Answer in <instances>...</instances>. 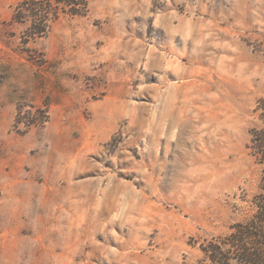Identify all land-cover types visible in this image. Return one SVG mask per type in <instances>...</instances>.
<instances>
[{
  "label": "rangeland",
  "instance_id": "rangeland-1",
  "mask_svg": "<svg viewBox=\"0 0 264 264\" xmlns=\"http://www.w3.org/2000/svg\"><path fill=\"white\" fill-rule=\"evenodd\" d=\"M0 0V264H198L256 212L264 0H88L31 39Z\"/></svg>",
  "mask_w": 264,
  "mask_h": 264
},
{
  "label": "trees",
  "instance_id": "trees-1",
  "mask_svg": "<svg viewBox=\"0 0 264 264\" xmlns=\"http://www.w3.org/2000/svg\"><path fill=\"white\" fill-rule=\"evenodd\" d=\"M88 11V0H22L16 18L30 22L31 39L45 37L61 12L83 16ZM260 124L252 129L249 149L263 166L260 192L255 197V214L247 221L232 227L226 237L201 245L203 258L198 264H264V98L257 106Z\"/></svg>",
  "mask_w": 264,
  "mask_h": 264
},
{
  "label": "crops",
  "instance_id": "crops-1",
  "mask_svg": "<svg viewBox=\"0 0 264 264\" xmlns=\"http://www.w3.org/2000/svg\"><path fill=\"white\" fill-rule=\"evenodd\" d=\"M199 1H200V2H199V7H200V9L202 10V9L205 8V3H204L205 0H199Z\"/></svg>",
  "mask_w": 264,
  "mask_h": 264
}]
</instances>
